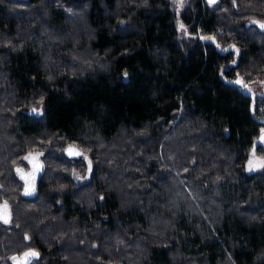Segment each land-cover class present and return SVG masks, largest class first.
<instances>
[{"label": "trees", "instance_id": "16d2710c", "mask_svg": "<svg viewBox=\"0 0 264 264\" xmlns=\"http://www.w3.org/2000/svg\"><path fill=\"white\" fill-rule=\"evenodd\" d=\"M254 21L264 0H0L3 264H106L117 236L120 264H264V95L234 83L264 80Z\"/></svg>", "mask_w": 264, "mask_h": 264}, {"label": "snow or ice", "instance_id": "6c2138e0", "mask_svg": "<svg viewBox=\"0 0 264 264\" xmlns=\"http://www.w3.org/2000/svg\"><path fill=\"white\" fill-rule=\"evenodd\" d=\"M211 3H215L216 0H210ZM254 23H259V26L261 28H264V23L261 22H256L254 21ZM183 27V26H181ZM234 83L241 85L243 88H247V85L244 84L242 79H237L236 81H234ZM261 83H264V81H262ZM43 100V97H41V101ZM33 113H39L42 112V109H37V108H33L32 109ZM260 141L262 143H264V129L261 130V136H260ZM254 147H255V142H254ZM65 153L67 154L68 157L73 158V157H82L84 161H87L88 163V171L91 172L93 171V167H92V161L89 159V157L87 155H85L81 150H79L74 144H70L68 145V147L66 149H64ZM43 155L42 153H36L35 157L32 156V154L30 153L28 156H25L23 159L29 161V163H31L33 165V171L28 174L25 175L23 173V169L17 168L16 171L18 173H21V178L25 179L26 181H28L29 179L31 181H35L36 178V174L41 172L43 169V165L41 163L38 162V160L36 159V157H39ZM249 168L248 170H254L255 168H260L262 166H264V162L261 163H256L253 164V161L250 159L248 162ZM185 171H187V169H185ZM75 178L76 179H81V177L79 176V174L74 173ZM34 191V183L32 185H27L25 187V192L24 195H30L32 192ZM101 199H103V197H101ZM0 221H2L4 224H9L11 222L10 220V215L8 214V205L7 202H5L4 206H3V212L0 213ZM30 237L25 236V239H29ZM39 257V253L35 252V251H30V252H26L23 254L22 259L27 260L30 258H38ZM11 259L13 260H17L16 257H12Z\"/></svg>", "mask_w": 264, "mask_h": 264}, {"label": "rangeland", "instance_id": "374dc122", "mask_svg": "<svg viewBox=\"0 0 264 264\" xmlns=\"http://www.w3.org/2000/svg\"><path fill=\"white\" fill-rule=\"evenodd\" d=\"M172 1H174V2H176L178 4V8H181L182 7L183 0H172ZM262 81H264V80H254V81L250 82V84L247 85V88L246 89L244 88L245 91H247L249 93H260V94L264 95V83H261ZM259 138L260 137H258L257 140L255 141V146L257 144H259V143H262ZM67 147L68 146H66V148ZM30 153L32 154L33 157H35L36 153H42V152L41 151H37V150L29 151V152H27L25 154V156H28ZM40 157L41 156L36 157V159L38 160L39 163H41L43 165ZM250 159L253 161V164L264 162V152L263 153L262 152H257L255 150V147H253L251 149V153L249 154V156H248V158H247V160L245 162V169H246L247 172L256 171V170L260 169L261 167L260 168H255L254 170H251V171L248 170V168H249L248 162H249ZM28 163H29V161H28ZM29 165H30L29 166L30 167L29 169H26L24 167H18V168L23 169V173L25 175H28V174H30L33 171V165L31 163H29ZM39 173L36 174V178H35V181L34 182L31 181L30 179L28 181H26L25 179H23L24 182H25L24 192H25L26 184L27 185H32L33 183H34V191L30 195H32L35 192V190H36V183H37V177H38ZM18 174L21 177V173H18ZM86 175H88V174L86 173ZM4 204H5V201H3V202L0 203V213L3 212V206H4ZM7 205H8V214L10 215V206H9L8 203H7ZM22 257L18 258V260L21 261V262H24L25 260L22 259Z\"/></svg>", "mask_w": 264, "mask_h": 264}, {"label": "clouds", "instance_id": "9594fccd", "mask_svg": "<svg viewBox=\"0 0 264 264\" xmlns=\"http://www.w3.org/2000/svg\"><path fill=\"white\" fill-rule=\"evenodd\" d=\"M168 159L171 160V159H173V157L169 156ZM83 178H86V177H83ZM101 179H104V177H101ZM66 187H67V185H61V188H66ZM97 195H99V194H97ZM64 235L66 236L68 234L65 233ZM158 235H162V234H158ZM62 238H63L62 236L56 237V239H62ZM80 242H84V241H80ZM89 244H90L91 247H96L95 243H93V242H89ZM121 247L127 248L128 245H127L126 241L123 238L117 236V237L114 238V244L111 247L105 248V251L108 252L109 257H110L109 261H107L106 264H120V258H117L116 256H114L113 252L118 251ZM2 248H3V246L0 245V264H3V262L8 257V252H3ZM65 259H67V257H65ZM123 259L129 260L130 264H131V260H132L131 257L125 256V257H123Z\"/></svg>", "mask_w": 264, "mask_h": 264}, {"label": "water", "instance_id": "95a60500", "mask_svg": "<svg viewBox=\"0 0 264 264\" xmlns=\"http://www.w3.org/2000/svg\"><path fill=\"white\" fill-rule=\"evenodd\" d=\"M207 2L211 3L210 0H206ZM217 1V0H216ZM254 147V146H253Z\"/></svg>", "mask_w": 264, "mask_h": 264}]
</instances>
